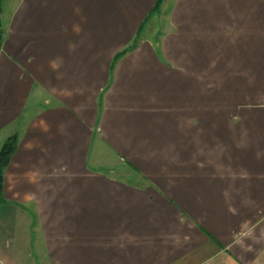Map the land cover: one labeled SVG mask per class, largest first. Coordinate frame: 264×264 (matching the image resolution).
<instances>
[{"label": "crops", "instance_id": "0c3cea01", "mask_svg": "<svg viewBox=\"0 0 264 264\" xmlns=\"http://www.w3.org/2000/svg\"><path fill=\"white\" fill-rule=\"evenodd\" d=\"M155 2L2 1L0 264H264V0Z\"/></svg>", "mask_w": 264, "mask_h": 264}, {"label": "trees", "instance_id": "16d2710c", "mask_svg": "<svg viewBox=\"0 0 264 264\" xmlns=\"http://www.w3.org/2000/svg\"><path fill=\"white\" fill-rule=\"evenodd\" d=\"M3 0H0V49H1V45L3 42V30H2V25H1V3ZM161 4V0H156L155 5L151 11L152 13H156L159 10ZM137 42L136 39L132 42V44H130L128 47H126L124 50L118 52L114 59H113V63L123 54H125L126 52L132 50L135 46H136ZM17 147V136L16 135H12L10 137H8L2 144L1 148H0V204L4 203V198H3V174H4V170L5 168L8 166L12 155L14 154L15 150Z\"/></svg>", "mask_w": 264, "mask_h": 264}, {"label": "rangeland", "instance_id": "374dc122", "mask_svg": "<svg viewBox=\"0 0 264 264\" xmlns=\"http://www.w3.org/2000/svg\"><path fill=\"white\" fill-rule=\"evenodd\" d=\"M149 24H152V23H146L145 26L142 28V32H141V33L139 32V35H138L139 38H138V40L141 41L142 39H145V38L148 37V36H147V34H148L147 32H148V26H149ZM158 25H159V23H156V26H158ZM162 25H163V28H164V23H162ZM150 31H151V30H150ZM149 40H150V38H149ZM157 40H158L157 37L154 38V41H153V38H152V42L155 43V44L157 43V42H156ZM92 158H93L92 155H90V157H89V160H90L89 164H90V165H93V164L98 163V162H96V163H93V164H92V162H93V161H92ZM100 164H101V166H103L102 163H100Z\"/></svg>", "mask_w": 264, "mask_h": 264}]
</instances>
